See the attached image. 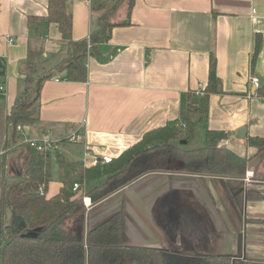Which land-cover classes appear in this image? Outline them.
<instances>
[{
    "label": "crops",
    "instance_id": "1",
    "mask_svg": "<svg viewBox=\"0 0 264 264\" xmlns=\"http://www.w3.org/2000/svg\"><path fill=\"white\" fill-rule=\"evenodd\" d=\"M92 2L68 0L76 41L97 25ZM128 11L123 3L113 20H127ZM47 16L48 0H0V87L6 88L0 108L6 111L27 86L30 50L47 58L67 52L56 24L29 21ZM130 22L114 28L89 58L87 82L65 81L61 74L44 84L40 121L26 135L55 147L75 144L67 152L72 162L93 167L95 159L119 158L147 132L181 123L191 103L207 108L203 118H191L206 131L228 135L220 145L247 161L250 179L153 172L103 202L91 199L82 213L85 231L123 212L124 246L162 251L174 247L162 222L177 223L179 231L188 223L191 251L232 257L233 264H264V152L248 143L264 139V100L251 85L257 77L264 86V0H135ZM257 35L262 44L253 69ZM211 58L220 93L201 98L196 92L208 84ZM243 128L244 139L238 136ZM53 181L50 197L62 186ZM82 196L84 188L76 200Z\"/></svg>",
    "mask_w": 264,
    "mask_h": 264
},
{
    "label": "trees",
    "instance_id": "2",
    "mask_svg": "<svg viewBox=\"0 0 264 264\" xmlns=\"http://www.w3.org/2000/svg\"><path fill=\"white\" fill-rule=\"evenodd\" d=\"M123 3L128 4V19L114 21L113 16ZM134 3L135 0H93L97 25L88 38L79 41L73 38V14L68 0H48V16L29 19L32 24L36 21L56 24L68 49L63 55L48 58L41 51L30 50L27 86L10 110L0 108V264H85L87 260L118 264L133 258L148 264L153 255L165 259L166 264H193V258L183 254L123 248V212L86 233L84 206L76 200L75 184L83 190L85 181L103 176L105 181L87 195L96 203L139 177L157 171L216 175L246 173L247 161L221 147L220 143L228 136L225 132L207 130L204 145L197 149H187L186 145L180 144L182 141L189 144L194 135L197 123L191 116L201 111L205 116L207 114V108L191 103L188 115L181 123L147 132L137 144L109 164L99 161L96 166L87 167L81 161H62L65 166L62 167V186L56 195L49 196L52 152L38 151L22 143L17 127L28 128L40 121L41 91L44 84L56 76L55 72L64 74L62 79L65 81L87 82L89 58L98 53L101 44L110 41L114 28L131 25ZM261 44L262 38L257 35L251 61L253 69ZM204 92L206 97L220 93L214 58L210 61ZM257 95L264 100V86L257 90ZM248 143L264 150V139H250ZM57 157L61 155L57 154ZM14 159H23L21 176L8 173L9 160ZM10 215L13 216L12 224ZM218 260L213 259L211 263L204 259L199 264H221Z\"/></svg>",
    "mask_w": 264,
    "mask_h": 264
},
{
    "label": "rangeland",
    "instance_id": "3",
    "mask_svg": "<svg viewBox=\"0 0 264 264\" xmlns=\"http://www.w3.org/2000/svg\"><path fill=\"white\" fill-rule=\"evenodd\" d=\"M55 74L57 75L59 73L55 72ZM200 116L202 118L204 117L203 111H201ZM193 122H196V120L193 119ZM205 129L206 128H205L204 124L197 123L196 127L194 129V135L191 138V140L189 141V144H187L185 147L187 149H196V148L202 147L204 145V142H205V133H206ZM27 130L30 131V127L26 128V131ZM73 146H75V144H71L70 142L66 141V142H62L61 144H57L56 147L54 145V150L51 151L52 152V160L50 162L49 170H50V173H51L52 178L54 180L53 184H55V185L59 181L62 180V178H63V175H62L63 168L62 167H65L63 165V163L60 162L59 160L61 158H63L65 160V162H71L73 160V157L70 154H68L67 152L69 151L68 149L74 148ZM76 146H78V145H76ZM254 148H256V147H254ZM257 150H258V152H261V153L264 152V150L263 151L259 150V149H257ZM57 154H60L61 158H58ZM10 163L12 165H10ZM10 166H12V167H10ZM22 166H23V159L9 160L8 169H7L8 173L16 174L17 169L21 170ZM103 180H104V177L102 176L99 178L89 179V180L85 181V184H84L85 194L88 195ZM81 203H82V201H81ZM12 220H13V216L10 215L9 216L10 224L13 223Z\"/></svg>",
    "mask_w": 264,
    "mask_h": 264
},
{
    "label": "flooded vegetation",
    "instance_id": "4",
    "mask_svg": "<svg viewBox=\"0 0 264 264\" xmlns=\"http://www.w3.org/2000/svg\"><path fill=\"white\" fill-rule=\"evenodd\" d=\"M239 158H241V157H239ZM241 159H243V158H241ZM157 172H168V173H172V174L173 173H184V172H179V171H176V170L157 171ZM186 174H189V173H186ZM236 176H246V177H248L250 179V176H247V172L245 174L236 175ZM176 224L177 223H175V222H173L171 220L170 221L169 220H164L162 222V224H161L163 226V228H165V230H167V233L169 234V237L171 239V243H173L174 247L172 249H167V250L165 249V250H162V251H156V250H153V251H155V252H164V253H168L169 252V253H174V254H182L183 252L190 250L191 247L189 245H194V242L192 240V237H193L192 235L194 233L193 228L187 223L185 228L181 227V230L179 231V229H177ZM123 234H124V228H123ZM177 242H179L178 246L176 245ZM199 244H201V243H199ZM122 247L126 248V249H130L129 247L124 246V242H122ZM136 249H142V248H136ZM143 249H147V248H143ZM148 250H151V249H148ZM194 252H196V251H194ZM196 253L199 254V256H190L194 260L193 264H199L200 261H202L204 259H206L208 262L211 260V263L213 262V259H219L218 262H220L221 264H228V263L229 264H233V261H234L232 257L222 256V255L206 254V253H203V250L202 251H197ZM150 257H151V260L148 262V264H153L154 260H159L162 264H166L167 263L165 259H163L162 257H158L157 255H153V256H150ZM218 257H221V258H218ZM226 257H228L229 259H226ZM131 261H138L139 264H143V261L141 259H138V258L127 259V260H124V261H122L121 263H118V264H124L126 262H131ZM85 264H113V263H90L87 260Z\"/></svg>",
    "mask_w": 264,
    "mask_h": 264
},
{
    "label": "built area",
    "instance_id": "5",
    "mask_svg": "<svg viewBox=\"0 0 264 264\" xmlns=\"http://www.w3.org/2000/svg\"><path fill=\"white\" fill-rule=\"evenodd\" d=\"M251 85L253 87H255L256 89L260 88V81L257 77H252L251 78ZM0 94H6V88L5 87H0ZM197 96L203 98L205 97V92H204V87L202 85L199 86V90L196 92ZM17 132L20 136V141L24 144L29 145L32 148L37 149L38 151H51L54 144L52 142H50L47 139H35V138H30L26 135V128L23 126H18L17 127ZM3 153V152H1ZM113 159L109 158V157H104L103 159L99 160V159H95L94 163L95 166L99 163V161H101L102 164H109L112 162ZM249 180V178H248ZM74 192L76 193V195L81 194V189H80V185L79 184H75L74 186ZM87 201H90V203L88 204ZM82 203L84 205V207L89 210V208H91L92 206V201L90 197L87 196H82Z\"/></svg>",
    "mask_w": 264,
    "mask_h": 264
},
{
    "label": "water",
    "instance_id": "6",
    "mask_svg": "<svg viewBox=\"0 0 264 264\" xmlns=\"http://www.w3.org/2000/svg\"><path fill=\"white\" fill-rule=\"evenodd\" d=\"M246 133H247V129H246V128H243V129L239 130V134H238L239 138L244 139V138L246 137ZM187 143H188L187 141H182L180 144L183 145V146H185V145H187ZM62 161H63V159H62ZM10 165H12V164L10 163ZM10 167H12V166H10ZM23 172H24V164H23L21 170H20V169H17L16 174H10V173H9V174L12 175V176H21V175L23 174ZM150 174H151V173H150ZM146 175H148V174H146ZM146 175H144V176H146ZM144 176L139 177V178L136 179L135 181L141 179V178L144 177ZM135 181H133V182H135ZM133 182H131L130 184H132ZM130 184H129V185H130ZM127 186H128V185H126V186H124L123 188L117 190L116 192H114V193L108 195L107 197L101 199L100 201L94 203V205H96V204H98V203H100V202L105 201L106 199L110 198V197L113 196L114 194H116V193L122 191V190H123L124 188H126ZM91 207H92V206H91ZM84 210H87V209H84ZM107 221H108V220H107ZM105 222H106V221H105ZM102 224H103V223H102ZM100 225H101V224L97 225L96 227H98V226H100ZM96 227L92 228L91 230L95 229ZM91 230H90V231H91ZM88 232H89V231H88ZM88 232H87V233H88ZM182 254L185 255V256H199V254H197V253L194 252V251H190V250H189V251H185V252H183Z\"/></svg>",
    "mask_w": 264,
    "mask_h": 264
},
{
    "label": "bare ground",
    "instance_id": "7",
    "mask_svg": "<svg viewBox=\"0 0 264 264\" xmlns=\"http://www.w3.org/2000/svg\"><path fill=\"white\" fill-rule=\"evenodd\" d=\"M88 202V204L90 203V201H87Z\"/></svg>",
    "mask_w": 264,
    "mask_h": 264
}]
</instances>
